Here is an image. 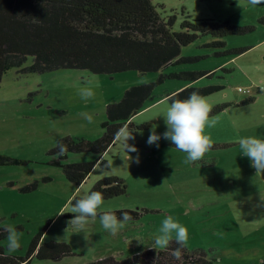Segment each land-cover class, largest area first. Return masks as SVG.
I'll return each instance as SVG.
<instances>
[{
	"label": "rangeland",
	"instance_id": "1",
	"mask_svg": "<svg viewBox=\"0 0 264 264\" xmlns=\"http://www.w3.org/2000/svg\"><path fill=\"white\" fill-rule=\"evenodd\" d=\"M154 3L162 16H175V31L186 20L204 18L231 19L234 24L256 28L218 38L202 35L182 48L178 63L159 72L98 75L84 69H59L26 74L11 68L0 83V155L18 162L0 161V220L2 226L17 230L20 247L9 251L4 238L0 244L7 254L26 256L32 240L43 230L44 242H66L74 253L59 261L33 257L31 264L121 259L150 244L163 249L154 240L162 221L171 214L188 230L185 245L191 251L204 250L209 259H216L213 264H264V209L256 207L258 193L264 194V173L256 174L238 143L249 136L264 139V25L259 20L264 4L253 6L249 0ZM216 40L226 45L215 47ZM31 63L30 57L25 66ZM209 71V76L196 80L183 74ZM96 81L100 87L94 89V99L85 102L77 90L92 87ZM151 82L155 97L132 118L131 127L126 126L134 131L135 139L129 143L138 152L130 155L138 154L139 163L128 159L123 140L116 138L101 159L109 163L108 169L98 163L81 185L69 181L63 169L52 163L57 156L50 150L57 141L65 136L102 137L108 105L121 101L131 87ZM187 87L211 89L205 96L213 105L209 118L218 120L214 128L205 129L215 142L213 148L195 164H186L187 153L166 139L161 138L159 147L146 143L153 126L157 133L166 130L160 115L169 106L167 95ZM221 106L224 109L218 110ZM84 112L93 115V123L80 116ZM97 159L92 152H71L63 163ZM112 176L125 181L127 193L104 199L97 217L89 218L82 230L68 224L75 199ZM119 209L143 215L112 236L102 227L99 213Z\"/></svg>",
	"mask_w": 264,
	"mask_h": 264
},
{
	"label": "trees",
	"instance_id": "2",
	"mask_svg": "<svg viewBox=\"0 0 264 264\" xmlns=\"http://www.w3.org/2000/svg\"><path fill=\"white\" fill-rule=\"evenodd\" d=\"M175 19V16H162L154 0H0V83L15 67L26 74L59 69H84L98 75L125 71L159 72L169 64L178 63L182 48L202 35L218 38L256 28L234 24L231 19L204 18L186 20L181 23V30L175 31ZM259 20L264 25V16ZM224 45L222 40L213 43L215 47ZM30 57L32 63L25 66ZM183 74L196 80L211 73ZM154 88L155 83L151 82L126 90L121 101L108 105L102 137L86 140L65 136L61 141L68 150L52 163L60 166L67 179L77 185L85 181L98 163L108 169L109 163L101 160L104 153L116 139L118 129L131 127L132 118L145 108L147 101L153 100ZM194 90L203 96L211 92L209 88L187 87L167 96L168 99H184ZM222 109V106L218 108ZM57 152V146L50 150L51 155ZM71 152H92L98 159L63 163ZM0 161L3 164L18 162L2 155ZM91 191H100L104 199H110L127 193V184L120 177H106ZM122 211L129 212L130 221L139 220L143 215L132 209L114 210L118 217ZM43 234L44 230L32 240L23 257L7 254L0 244V264H31L33 257L59 261L74 253L66 242H44ZM6 237L7 229L0 220V241ZM176 247L174 240L163 249L150 244L126 258L109 256L87 264H213L216 260L209 259L204 250L191 251L186 245L181 248V258L177 260L172 256Z\"/></svg>",
	"mask_w": 264,
	"mask_h": 264
},
{
	"label": "clouds",
	"instance_id": "3",
	"mask_svg": "<svg viewBox=\"0 0 264 264\" xmlns=\"http://www.w3.org/2000/svg\"><path fill=\"white\" fill-rule=\"evenodd\" d=\"M253 6L264 4V0H249ZM100 83L96 81L92 87H84L77 90L79 97L85 102L94 99L95 88H99ZM170 103L167 110L161 113L163 116L166 130L163 133H157L156 126L150 130V135L146 143L159 147L161 138L170 141L179 151L187 153L185 159L186 164H195L203 161L205 154L214 146V141L210 133H206L205 129L214 128L218 123L216 118H209V114L213 110V105L208 99L201 95L198 91H192L187 98L176 99L169 98ZM80 116L89 124L93 123V115L89 113H80ZM117 139H122L125 150L128 152L129 160H135L139 163V155L132 157V152H138L134 144H130V140L135 139L134 131L127 127H121L116 133ZM241 155L246 156L251 163V167L256 170V174L264 173V139L255 136L240 138L238 140ZM58 152L57 158L65 155L67 146L62 141H57ZM256 203V207L264 209V194H260ZM104 203L103 193L100 191H85L83 198L75 199L71 213L74 214L68 221V224L82 226L89 220L95 219L98 215V209ZM99 219L102 227L110 232L112 236H116L124 225L132 220V216L128 211H122L120 217L114 211L99 213ZM7 228V247L9 251H15L20 247V237L17 230L11 226ZM160 234L155 237V245L161 248L167 247L173 240L177 247L172 251V256L179 260L181 258V248L185 245L189 238L186 227L181 225L171 214H167L162 221L159 229ZM174 234V236H173ZM85 240L87 237L85 236Z\"/></svg>",
	"mask_w": 264,
	"mask_h": 264
}]
</instances>
